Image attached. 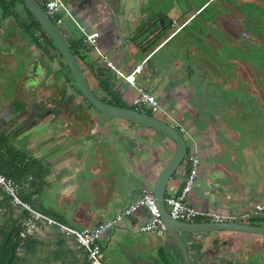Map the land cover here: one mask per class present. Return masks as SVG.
<instances>
[{
	"label": "crops",
	"instance_id": "crops-1",
	"mask_svg": "<svg viewBox=\"0 0 264 264\" xmlns=\"http://www.w3.org/2000/svg\"><path fill=\"white\" fill-rule=\"evenodd\" d=\"M64 1L72 16L69 21L79 25L74 37L66 30L64 36L75 47L74 55L89 86L106 102L134 108L135 89L105 64L99 50L105 51L115 67L127 72L164 41L144 63L136 83L155 95L161 107L157 112L147 109L142 113L186 128L184 133L173 125L184 136L186 153L194 151L200 160L198 175L183 201L227 215L264 205V132L241 145L230 131V112L206 105L207 97L199 90L202 86L192 79L190 61L197 59L185 49L186 38L197 37L195 32L185 31L189 23L167 40L172 25L167 22L152 38V31L144 32L154 15L149 14L146 0ZM24 8L17 3L12 14L2 20L0 7V26L5 29L0 32V132L9 136L16 134V126L22 129L17 134L24 139V150L47 169L39 181L42 196L49 176L53 185L65 182L67 211L75 215L84 210L82 215L90 220L84 227H92L137 199L142 188L153 192L160 170L175 151V142L158 130L87 105L83 96L75 93V81L58 49L20 29L21 21H30ZM15 13L19 17L15 18ZM83 31H98L96 44L84 42ZM79 37L82 41L77 43ZM174 38L176 46L167 50ZM59 137L65 143L59 142ZM184 158L164 187L167 212L164 199L180 196L185 185L189 164ZM77 190L85 195L81 203L72 196ZM44 205L72 226L59 209ZM144 219L145 212L139 209L100 236L103 264H183L179 246L168 233L139 231ZM202 221L210 220L198 217L191 222ZM181 235L195 264L264 261V234L210 231Z\"/></svg>",
	"mask_w": 264,
	"mask_h": 264
},
{
	"label": "rangeland",
	"instance_id": "rangeland-1",
	"mask_svg": "<svg viewBox=\"0 0 264 264\" xmlns=\"http://www.w3.org/2000/svg\"><path fill=\"white\" fill-rule=\"evenodd\" d=\"M245 1L264 6V0H213L207 6L208 13H204L201 20L198 19L195 23L196 28L202 30V36L200 38L192 36V39L187 37L184 43L190 57L197 59L190 63L193 81H199L202 86L199 88L201 96L203 98L214 96L216 100L212 101L216 102L230 101V117L241 119L244 127H251L262 134L264 132V51L256 50L252 44L243 43L239 36L243 34L249 43L258 42V38H264V23H260L254 16H248L245 18L247 26L241 27L234 16L245 13L241 8L242 2ZM204 2L206 0H147L145 4L150 6L148 11L150 15L159 12V8H163L172 21L176 19V23L172 22L170 26L169 34H171ZM218 5L229 8V11ZM185 31L188 34L197 32L191 26ZM172 48L174 45L170 42L166 49ZM193 65L195 66L192 68ZM206 82L208 86L204 88ZM59 138V142L65 143L63 137ZM21 142L24 143V139ZM30 142L33 147V142ZM78 179L83 182L82 178ZM86 181L88 182V178ZM66 186L65 182L53 185L52 177L49 176L43 185L42 203L53 209H59L70 225L83 228L89 224L90 220L82 215L84 210H78L75 218V215H70L67 211ZM78 190L72 196L76 203H79V200L81 203L83 199L80 198L85 195ZM89 195L90 193H87L86 196L91 203ZM10 205L8 210L0 193V237L1 230L14 229L27 217L34 219L33 215L24 213L25 208L22 205H14L11 201ZM2 207L5 209L2 210ZM34 222L35 226L30 233L36 240L33 244V252L19 251V264H83V249L69 234L61 232L48 220L36 218Z\"/></svg>",
	"mask_w": 264,
	"mask_h": 264
},
{
	"label": "built area",
	"instance_id": "built-area-1",
	"mask_svg": "<svg viewBox=\"0 0 264 264\" xmlns=\"http://www.w3.org/2000/svg\"><path fill=\"white\" fill-rule=\"evenodd\" d=\"M43 6L49 17L54 19L59 24L62 23L65 16L69 15L68 9L62 5L60 0H44ZM62 6L64 12L60 13ZM63 31H65V28H63ZM82 34L84 42L96 44V39L99 35L98 31H93L90 33L83 31ZM99 54L104 57L105 64L108 67L112 68L119 77L134 87L135 94L131 99V104L136 110L145 112L147 109H149L152 112H157L161 109L155 96L152 93L146 91L144 87L136 83L137 76L142 68V62L136 64L130 71L124 72L114 66L112 61L107 58L105 51L99 50ZM168 123L171 125H178L180 131L187 133L185 128L181 125L172 124V122ZM186 159L189 164V168L182 194L178 197L172 196L166 197L164 199V201L169 206L168 213L172 218L181 221H191L195 218L203 217L209 219L210 221L217 222L222 220H230L232 218H243L247 215V213L240 215H227L192 207L186 204L183 201V197L191 189L195 181L197 167L199 165V158L194 151H190L188 152ZM29 180H31V176L27 177L26 181L19 183L11 177H8L0 172V192L8 196L14 205H22L26 210L29 211L30 215L34 216V219L29 217L23 219L18 233L19 236L21 238H25L28 235H31L30 233L32 228L35 226L34 221L36 218L48 220L50 223L55 224L61 232L69 234L74 239L78 246L83 249L88 264H103L100 260V247L98 239L104 232L109 230L116 223L120 222L123 218L132 215L139 209L145 210V219L139 225V231L152 232L156 235H162L165 232V224L161 218L160 209L157 205L156 198L152 190L149 188H142L138 198L129 203L123 209H119L113 217L92 227L75 228L40 211H37L20 198V190L23 186L28 185ZM4 209L5 208L2 207V210ZM262 209H264L263 204H256L250 213L256 214Z\"/></svg>",
	"mask_w": 264,
	"mask_h": 264
},
{
	"label": "water",
	"instance_id": "water-1",
	"mask_svg": "<svg viewBox=\"0 0 264 264\" xmlns=\"http://www.w3.org/2000/svg\"><path fill=\"white\" fill-rule=\"evenodd\" d=\"M26 8L31 12L35 19L41 24L45 32L52 39L59 53L65 60V63L68 69L71 72V75L79 88L82 95L87 99L89 104L99 112L110 115L112 117H117L126 121L136 122L147 127L158 130L168 137H170L175 142V151L172 154L169 161L163 166L160 170L156 183L153 188V194L156 198L157 205L160 209L161 218L165 224V232L176 241L182 255L183 264H195V261L192 260L191 254L189 253L188 247L183 239L181 233H191V232H212V231H240L248 232L253 234H264V226H256L245 223L237 222H212V221H202V222H186L172 218L169 213L166 211L163 203V191L165 184L169 177H171L173 171L181 162L183 157L186 154L187 145L183 136L177 131V129L171 126L169 123L163 121L162 119L157 118L156 116L142 113L134 108L122 107L109 102L104 101L96 93L93 92L88 82L86 81L82 69L72 51L67 41L64 39L63 35L57 29L56 25L52 22L49 16L45 13L44 9L39 5L36 0H23ZM187 19V18H186ZM185 19V20H186ZM72 21V20H71ZM70 21L71 26L68 28L66 26L65 30L68 34L71 33V37H74L75 28L77 25L76 21ZM176 23L174 20H169V23ZM153 24V23H152ZM151 24V25H152ZM182 24H179L177 29L182 28ZM148 28V27H147ZM177 29L176 32L178 31ZM173 36V35H172ZM170 36L167 40H169ZM182 36V35H180ZM176 37V36H175ZM171 40V42H176ZM166 40V41H167ZM179 41V40H178ZM164 43V42H163ZM162 43V44H163ZM174 47L176 44H173ZM205 84L204 88H207ZM144 210V209H143ZM145 212V210H144ZM200 260V259H199ZM264 261H256L253 264H263Z\"/></svg>",
	"mask_w": 264,
	"mask_h": 264
},
{
	"label": "flooded vegetation",
	"instance_id": "flooded-vegetation-1",
	"mask_svg": "<svg viewBox=\"0 0 264 264\" xmlns=\"http://www.w3.org/2000/svg\"><path fill=\"white\" fill-rule=\"evenodd\" d=\"M39 5L44 9V6H43V1L44 0H36ZM62 5L64 7L67 8V6L65 5V1L64 0H60ZM147 1V0H146ZM211 1L213 2V0H206V2L202 3L199 8L196 10V12H194L192 15L188 16L186 20L183 21L182 23V26H185L186 24H188L187 27L191 26V28H194V30L196 29L197 32H195L197 34V38H200L202 36V30L200 29H197L196 28V21H199L201 20L200 18H202L203 14L204 13H208V10H207V6L209 4H211ZM17 3L19 4H23L24 5V9H25V17L26 18H29L30 21H27L26 19L21 21L19 23V27L20 29H22L23 32H25L26 34H30L32 36H35V39H40V40H47L48 42H50L54 47L55 44L53 43L52 39L48 36V34L45 32V30L43 29V27L41 26V24L35 19V17L31 14V12L26 8L25 4H24V1L23 0H0V7L2 9V14H1V19H5L7 18V16L11 15V10H14L16 8V5ZM63 6H62V9L60 11V13H63L64 10H63ZM218 7H220V5H218ZM220 8H226V7H220ZM244 10V14L243 15H237V16H234L236 18V21L241 25L242 28L246 27L247 23H246V20L245 18H247L248 16H254L257 18V20L260 21V23H264V6L260 5V4H257L255 2H252V1H245V2H242V7ZM68 9V8H67ZM227 11H229V8H226ZM225 10V11H226ZM45 11V9H44ZM69 12V10H68ZM46 13V11H45ZM47 14V13H46ZM167 13L162 10H159V12L155 13L153 15V17L151 18L150 22L145 26L148 27V30L146 29L144 32L145 33H148V32H153V36L152 38L155 36V34H158V32L162 31L163 29H165L167 26V22H169L170 20V17H168L166 15ZM48 15V14H47ZM15 18L19 17L17 13L14 14ZM49 16V15H48ZM68 17L72 20V16L69 12V15L68 16H65L62 23L59 24L57 23L54 19H52L51 17H49L52 22L56 25L57 29L60 31V33L63 35L64 39L66 40L65 36H64V33H63V28L66 27V24L69 22L70 23V19H68ZM195 18V19H194ZM36 20L38 22L39 25H36L35 24V21ZM174 21H176V19H173ZM151 22H154L152 25H151ZM149 25V26H148ZM165 26V27H164ZM144 28V29H145ZM5 29H3L1 26H0V32H4ZM99 33V32H98ZM176 33V30H174L173 32H171V34L168 36V38L172 35H174ZM47 35V37L45 35ZM240 38V41H242L243 43H246V44H252L256 50H263L264 51V38H258V42L256 43H249L248 40L245 39V37L242 35L239 36ZM246 40V41H245ZM67 41V40H66ZM164 41H162L160 43V45L163 43ZM68 43V42H67ZM158 45L157 47H155L153 49V51H149L144 57L143 59L141 60L142 62V68H143V65L144 63L147 61V59L150 57V55L160 46ZM70 46V45H69ZM260 60V59H259ZM258 60V61H259ZM141 68V70H142ZM141 72V71H140ZM193 76V75H192ZM138 77V76H137ZM204 81V80H203ZM206 84L208 85V83L206 82ZM75 93L77 94H80L82 95V93L80 92L79 88L77 87L76 83H75ZM83 96V95H82ZM155 96V95H154ZM71 97V96H70ZM156 98V96H155ZM214 98V96H210V98H206V100H204V102L208 105H210V107L214 108L215 106L218 107V108H225L227 110H229L228 112H230V101H228L227 103H222L220 102V100H218L219 104L214 100L212 101V99ZM83 99H84V102L89 105L90 107H92L89 102L87 101V99L83 96ZM102 99V98H101ZM104 100V99H103ZM230 100V99H229ZM217 103V104H216ZM216 104V105H215ZM224 109V110H225ZM168 123V122H167ZM243 121L241 119H237V118H232L230 117V131L233 132L234 134V137H236V135L238 136V142L243 145L244 142L245 144H247L251 139L253 140V138L255 137L256 138V135L259 134V132H256L254 131V129H252L251 127L247 128V127H244L243 126ZM171 125V124H170ZM173 126V125H171ZM175 127V126H173ZM9 129V128H8ZM21 128L16 126L13 131H16V134L14 135H10L8 133V138L10 139L11 141V138L14 139L15 142H12V144L16 145L17 147L21 148L24 150L25 148V144L23 143L22 145L19 143L20 141L23 140V138H21L19 136V132L22 130H20ZM186 130V128H185ZM177 131L179 132V130L177 129ZM1 133H6V132H1ZM19 133V134H17ZM181 134V132H179ZM236 133V134H235ZM182 135V134H181ZM13 136V137H12ZM183 136V135H182ZM17 137H19V139H16ZM184 137V136H183ZM18 143V144H16ZM187 154V153H186ZM185 154V156H187ZM184 156V157H185ZM183 157V159H185ZM183 159L181 160V162L183 161ZM187 161V159H186ZM180 162V163H181ZM179 163V164H180ZM178 164V165H179ZM199 164H200V160H199ZM198 171H199V165L197 167V173H196V177L198 175ZM256 205V204H255ZM255 205L244 211L243 213H247V215L243 218H232L230 220H222V221H217V222H225V221H230V222H237V223H245V224H251V225H256V226H264V209L258 211L256 214H251L250 212L252 211V209L255 207ZM243 213H237V214H231L230 215H240V214H243ZM249 213V214H248ZM197 219V218H195ZM194 220V219H193ZM192 221V220H191ZM190 221V222H191ZM212 222H215V221H212ZM230 232H237V231H230ZM192 233H195V232H191V233H188V232H184V234H192ZM189 250V249H188Z\"/></svg>",
	"mask_w": 264,
	"mask_h": 264
},
{
	"label": "trees",
	"instance_id": "trees-1",
	"mask_svg": "<svg viewBox=\"0 0 264 264\" xmlns=\"http://www.w3.org/2000/svg\"><path fill=\"white\" fill-rule=\"evenodd\" d=\"M34 21L36 25H39L36 20ZM66 26L69 28L71 24L68 22ZM45 36L47 37V35ZM81 41V37L78 38V41L76 40L77 43ZM70 48L74 54H77L76 49L72 44L70 45ZM0 172L19 183L26 181L27 177L31 176V180L28 181V185L21 188L20 198L29 203L32 208L66 223L65 219L60 214L46 207L41 201L42 184L39 181L47 174V169L43 168L41 162L29 152H26L25 150L12 144L8 136L1 132ZM33 196H36V198H33ZM2 198L9 210L11 207L10 198L4 194H2ZM24 213L27 215L30 214L26 209L24 210ZM20 228L21 225L19 223L14 229L1 230L0 264H19V251L24 253L27 251L33 252V244L36 241L34 236L28 235L25 238H21L18 234ZM83 255V264H88L85 253Z\"/></svg>",
	"mask_w": 264,
	"mask_h": 264
}]
</instances>
